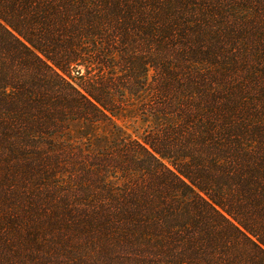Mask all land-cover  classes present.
Masks as SVG:
<instances>
[{
  "label": "trees",
  "instance_id": "obj_1",
  "mask_svg": "<svg viewBox=\"0 0 264 264\" xmlns=\"http://www.w3.org/2000/svg\"><path fill=\"white\" fill-rule=\"evenodd\" d=\"M0 264H264V0H0Z\"/></svg>",
  "mask_w": 264,
  "mask_h": 264
},
{
  "label": "rangeland",
  "instance_id": "obj_2",
  "mask_svg": "<svg viewBox=\"0 0 264 264\" xmlns=\"http://www.w3.org/2000/svg\"><path fill=\"white\" fill-rule=\"evenodd\" d=\"M133 120H126L125 125L128 127V130L130 132H134L136 130V128H138V124L135 122H132Z\"/></svg>",
  "mask_w": 264,
  "mask_h": 264
}]
</instances>
